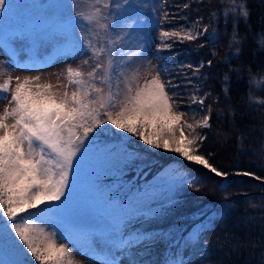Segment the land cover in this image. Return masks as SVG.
Returning <instances> with one entry per match:
<instances>
[{"label":"rangeland","instance_id":"1","mask_svg":"<svg viewBox=\"0 0 264 264\" xmlns=\"http://www.w3.org/2000/svg\"><path fill=\"white\" fill-rule=\"evenodd\" d=\"M200 1L8 0L11 11L0 13L3 15L0 20V84L11 76V88L14 89L16 77L21 81L26 77H39L38 83H51L54 92H71L75 85L65 88L67 69H78L88 79L87 73L97 62L83 47L87 40H91L94 46L104 45L110 49L114 66H123L125 74L131 75L133 70H138L141 85L158 72L167 84L170 98L175 101L174 110L183 113L182 122L195 124L208 114L207 93L203 87L208 75L207 72L203 74L204 66L193 59L195 48L198 53L202 49L200 39L204 25L192 21L203 10ZM105 3L109 6L105 7ZM96 8L100 9L99 13ZM88 16L94 18L92 24L82 18ZM97 20L108 25L107 30L99 28ZM165 31L182 35L190 32L196 38H163L161 33ZM117 36L123 39L117 40ZM164 43L171 47H162ZM85 60L89 61L88 64L84 63ZM105 60V56L100 57V61ZM97 72L102 74L100 69ZM95 83L108 90V85L101 84L99 79ZM116 85L121 90L124 87L114 76L113 91L117 90ZM2 95L7 99L0 100V113L5 107H11V93ZM194 97H203L205 103L194 102ZM115 131L121 132L111 125L98 129L91 138L97 146L88 142L87 151L80 157L78 172L74 169L70 177L65 196L60 201L46 202L30 209L29 213L36 216L42 209L40 212L45 217L50 216L48 223H42V226L48 232H56L57 244L69 248L74 264H106L108 260L114 264H167L170 248L166 241L134 242L137 236H144L145 228L154 226V221L145 213L151 210L147 198L153 193L147 186L138 190L132 188L128 179V176L137 177L146 168L145 162L136 161L134 172L130 174L116 172L115 167L120 168L124 156L122 153L116 157L115 153L108 152L109 147H113L111 144L122 143V138L114 137ZM182 131L186 136L190 134L187 127ZM170 154L179 156L174 152ZM168 184L172 183L163 185L168 187ZM130 189L134 192L133 198L121 203L122 196ZM46 207L52 211H47ZM25 255L35 260L11 228L0 225V264H24L22 258Z\"/></svg>","mask_w":264,"mask_h":264},{"label":"trees","instance_id":"2","mask_svg":"<svg viewBox=\"0 0 264 264\" xmlns=\"http://www.w3.org/2000/svg\"><path fill=\"white\" fill-rule=\"evenodd\" d=\"M200 2L203 10L192 21L204 25L202 49L193 51V59L204 66L203 74L207 72L203 87L207 108L211 105V128L198 130L207 136L200 154L211 153L210 162L229 176L217 177L200 165L170 151L155 150L122 131L114 133L122 143L111 144L108 152L117 157L126 151L147 165L137 177L128 179L132 188L147 186L153 193L147 198L151 210L145 213L154 226L143 232L149 241L168 243L167 264H264V181L237 175L252 172L264 177V108L256 102L264 97V83L260 81L264 48L258 43L264 33V0H243L250 13L247 20L232 11L242 0ZM234 25L240 43L230 44ZM124 161L120 168L115 167L116 172H134V164L126 166ZM156 180L160 181L156 184ZM167 182L172 184L163 185ZM133 196L130 189L121 203ZM138 198L142 199L140 195ZM6 224L10 222L0 214V225ZM22 261L38 264L27 255Z\"/></svg>","mask_w":264,"mask_h":264},{"label":"snow or ice","instance_id":"3","mask_svg":"<svg viewBox=\"0 0 264 264\" xmlns=\"http://www.w3.org/2000/svg\"><path fill=\"white\" fill-rule=\"evenodd\" d=\"M100 2L96 0V3ZM104 6L108 7L109 3ZM6 11H11V5L8 0H0V13ZM95 11L99 13L100 9ZM232 11L245 20L250 15L243 0ZM82 18L89 24L94 20L92 16ZM2 19L3 15H0ZM96 23L99 28L107 30L108 25L100 24L98 20ZM94 35L98 37L99 33ZM161 35L163 38H196L190 32L182 35L165 31ZM116 39L122 40L123 37L117 36ZM232 43H240L235 25ZM258 43L264 48V33ZM83 47L97 62L87 73L88 79L78 69H67L68 84L65 88L75 85L71 92H54L51 83H38L39 77H26L23 81L16 77L14 89L11 88V76L0 84V100L7 99L2 93H11V107H5L0 113V214L10 222L5 227L11 228L38 264H74L69 248L65 244H57L56 232L46 231L43 222L38 223L39 218L29 210L46 202L60 201L65 196L74 169L78 172L80 157L87 151L93 134L102 126L111 125L139 138L149 147L177 153L217 177L229 176L228 172L210 162L211 153L207 156L200 154V146L207 136L204 132H197L196 128H211V105L208 106V114L196 120L195 124L182 122L183 113L174 110L175 101L170 98L167 84L158 72L141 85L138 70L127 75L123 66H114L113 53L104 45L97 47L87 40ZM162 47L169 48L171 45L164 43ZM236 51L238 53L239 48ZM102 56L106 57L105 61H100ZM88 62L84 61L85 64ZM211 63L209 60L208 64ZM98 69L102 70V74L98 75ZM114 76L123 84L122 90L119 85H116V91L112 90ZM97 79L101 84L108 85L107 91L96 85ZM224 79L227 81L228 76L225 75ZM260 81L264 83V74H261ZM227 91L225 86V93ZM194 102L203 105L205 99L194 97ZM256 102L264 108V97ZM185 127L189 129L188 136L182 131ZM123 156L126 166L138 160L126 151ZM237 175L264 181V177L252 172ZM190 179L195 182L194 177ZM26 213L27 216L23 215ZM147 239V236L140 235L134 242L142 243ZM106 264L114 262L108 260ZM172 264L182 262L173 261Z\"/></svg>","mask_w":264,"mask_h":264},{"label":"bare ground","instance_id":"4","mask_svg":"<svg viewBox=\"0 0 264 264\" xmlns=\"http://www.w3.org/2000/svg\"><path fill=\"white\" fill-rule=\"evenodd\" d=\"M195 50L198 52V48H195Z\"/></svg>","mask_w":264,"mask_h":264}]
</instances>
